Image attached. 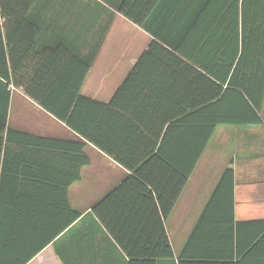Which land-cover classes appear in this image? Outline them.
<instances>
[{"label": "crops", "instance_id": "obj_1", "mask_svg": "<svg viewBox=\"0 0 264 264\" xmlns=\"http://www.w3.org/2000/svg\"><path fill=\"white\" fill-rule=\"evenodd\" d=\"M9 3L29 9L26 20L8 26L18 86L10 89L6 123L26 136L10 135L11 152L23 159L6 162L0 188V264H128L95 205L113 193L99 215L126 248L144 254V234L158 231L162 215L145 179L164 184L189 168L164 221L174 256L227 168L234 221L264 220V121L216 125L192 165L195 136L210 125V76L174 46L194 55L193 19L201 9L207 15L210 0H128L136 23L117 11L123 0ZM254 229L240 226L241 242ZM257 260L248 264H264Z\"/></svg>", "mask_w": 264, "mask_h": 264}, {"label": "trees", "instance_id": "obj_2", "mask_svg": "<svg viewBox=\"0 0 264 264\" xmlns=\"http://www.w3.org/2000/svg\"><path fill=\"white\" fill-rule=\"evenodd\" d=\"M16 1L18 4L25 2V0ZM126 2L128 0H123L117 11L129 20L138 22L137 11L132 12L126 7ZM28 11L26 7H10L9 0H0L1 189L6 182L4 174L8 168L6 162L12 160L21 162L20 160L23 159L20 151L11 152L10 135L26 136L25 132L10 129L6 123L10 89L11 86H18L17 68L12 59L8 26L11 20H26ZM205 11L206 9L203 11L201 9L196 13L191 26L195 34L194 55L174 46L210 76L208 107L210 125L208 134L204 129V136H195L193 166L199 160L216 125H257L264 121V0H210L207 15ZM153 47L151 46L145 53H152ZM91 63L92 60L87 63L83 77ZM24 91L29 93L28 95L40 107L82 133L80 128L65 119L64 115L46 100L34 95L30 90L24 89ZM86 137L92 140L90 136L86 135ZM92 141L96 142V140ZM18 143L26 144L22 140H18ZM153 157L150 158L151 161ZM190 173L191 168L187 171L179 170L175 179L174 177L166 179L164 184L145 179L156 195L162 215H156L155 223L158 231L156 230L155 234H144L143 243L150 246L145 249L144 254L141 252L137 254L132 248H126L124 239L116 232L114 226L99 215V206L104 204L113 193L95 205L93 211L130 256L128 264H248L252 259L264 261L261 259L264 258V220L234 221L233 171L230 168L224 171L187 242L180 253L174 256L164 221L171 213ZM135 174L140 176V170H135ZM123 185L124 183L115 191ZM243 224H249L255 228V231L246 241L241 242L239 232ZM205 240H209L206 247H199L198 244ZM235 257L236 260L233 261Z\"/></svg>", "mask_w": 264, "mask_h": 264}]
</instances>
